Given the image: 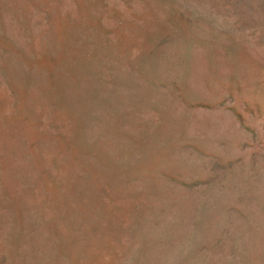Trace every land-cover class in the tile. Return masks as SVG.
<instances>
[{
	"label": "rangeland",
	"instance_id": "1",
	"mask_svg": "<svg viewBox=\"0 0 264 264\" xmlns=\"http://www.w3.org/2000/svg\"><path fill=\"white\" fill-rule=\"evenodd\" d=\"M0 264H264V0H0Z\"/></svg>",
	"mask_w": 264,
	"mask_h": 264
}]
</instances>
